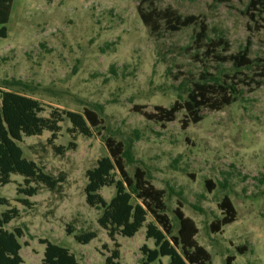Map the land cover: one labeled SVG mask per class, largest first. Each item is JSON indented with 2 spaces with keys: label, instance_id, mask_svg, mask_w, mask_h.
I'll list each match as a JSON object with an SVG mask.
<instances>
[{
  "label": "rangeland",
  "instance_id": "rangeland-1",
  "mask_svg": "<svg viewBox=\"0 0 264 264\" xmlns=\"http://www.w3.org/2000/svg\"><path fill=\"white\" fill-rule=\"evenodd\" d=\"M140 3L13 0L8 37L0 38V90L41 102L43 117L53 110H90L103 123L92 137L71 132L69 121L61 124L53 143L49 132L24 137L25 158L63 182L55 192L41 187L29 198L21 193L24 178L13 175L12 183L0 188V217L19 212L6 228L22 231L25 264H42L45 240L68 248L81 264H106L115 244L98 224L101 212L87 205L85 188L87 172L109 155L106 140L112 138L132 148L135 162L126 167L130 176L141 169L165 191L174 234L180 228L174 212L181 206L213 264H229V258H235L232 264H264V81L259 69L237 72L231 63L200 59L194 45L197 25L171 32L163 22L160 33L152 34L139 15ZM153 3L159 11L172 9L205 20L211 39L229 40L227 54H237L251 39V58L264 59V15L256 27L246 14L250 0ZM206 72L233 85L237 93L231 105L203 109L204 120L186 130L185 110L165 125L146 118L144 113H154L156 107L170 109L187 101L193 83ZM115 192L106 187L101 194L110 202ZM225 196L237 210V221L213 233L211 224L223 217L219 204ZM153 221L149 216L147 224ZM69 225L76 233L97 232L98 238L81 245L66 233ZM116 241L121 264H141V248H155L154 240L146 239V227L133 238L117 236ZM237 248L246 253L240 255ZM163 262L169 264V258Z\"/></svg>",
  "mask_w": 264,
  "mask_h": 264
},
{
  "label": "trees",
  "instance_id": "trees-1",
  "mask_svg": "<svg viewBox=\"0 0 264 264\" xmlns=\"http://www.w3.org/2000/svg\"><path fill=\"white\" fill-rule=\"evenodd\" d=\"M12 2L13 0H0V38L3 39L8 37L7 25ZM146 4H150L151 8L145 9ZM138 11L144 25L154 35L160 33L163 22L171 32H180L197 25L199 30L195 34L194 45L198 48L200 59L213 60L222 65L231 63L237 72L257 68L261 80L264 81V59L251 58V39L237 54H227L231 47L229 40L224 37L211 39L208 34L209 26L197 16L183 17L172 9L159 11L153 0H141ZM246 14L258 25L257 19L264 15V0H250ZM260 29H264V26ZM203 49L204 52H201ZM254 83L257 86L262 85V82ZM236 93L233 85L206 72L199 81L193 83L188 100L183 104L176 102L170 109L156 107L154 113L144 115L151 121L165 125L175 122L178 113L185 110L188 118H185L182 127L186 130L191 124L204 120L201 115L203 109L220 111L232 104ZM44 112L41 102L17 92L0 90V188L12 183L13 175H19L24 178L26 185L21 193L29 198L37 196L41 187L50 192L57 191L63 179L44 172L36 162L25 158L24 150L20 146L24 137H39L49 132V143H53L61 133V124L65 121L72 124L71 132L92 137L94 131L99 130L103 123L90 110H85L84 114L53 110L49 117L41 116ZM106 146L109 155L100 159L97 166L87 172L88 184L85 188L87 205L101 212L98 224L115 244V249L106 257V264H121V245L116 237L133 238L143 227H146V239L154 240L155 248L148 245L141 248V264H165L163 258H169V264H213L210 253L196 240L199 233L196 224L185 217L181 206L174 212L180 227L176 235L173 221L168 215L165 191L157 189L151 183L150 176L141 169H136L134 176H130L126 167L127 162H135L132 148H127L112 138L106 140ZM208 185L212 186L209 182ZM106 187H115L116 190L110 202L101 194ZM24 203L28 204L27 201ZM219 208L223 217L211 224L213 233H220L225 226L237 221V210L228 196L224 197ZM18 216L17 210H10L0 217V264H25L21 256L22 231L17 229L11 232L6 228ZM149 216L154 221L147 224ZM66 233L73 235L81 245H88L98 238L94 231L76 233L71 225L67 226ZM42 245L45 246L42 264H81L66 247L48 240L43 241ZM237 250L240 255L246 253L244 248ZM234 261L235 258L228 259L229 264Z\"/></svg>",
  "mask_w": 264,
  "mask_h": 264
}]
</instances>
